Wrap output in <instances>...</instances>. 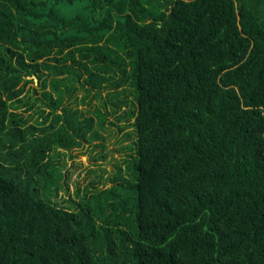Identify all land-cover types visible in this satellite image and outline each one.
<instances>
[{"label": "trees", "instance_id": "1", "mask_svg": "<svg viewBox=\"0 0 264 264\" xmlns=\"http://www.w3.org/2000/svg\"><path fill=\"white\" fill-rule=\"evenodd\" d=\"M0 264H264V0H0Z\"/></svg>", "mask_w": 264, "mask_h": 264}, {"label": "rangeland", "instance_id": "2", "mask_svg": "<svg viewBox=\"0 0 264 264\" xmlns=\"http://www.w3.org/2000/svg\"><path fill=\"white\" fill-rule=\"evenodd\" d=\"M85 76V75H84ZM38 81H34L29 83L30 93H32V89L35 88L37 91V95L39 96L40 87L37 86ZM126 85V84H125ZM111 86V85H110ZM126 87H129V82ZM75 96L80 98L81 96H86V103L80 104L78 106L79 109L84 111L89 116L94 118V123L97 122L94 116V110H98L101 113L110 112L112 108L110 103L107 102L106 107L103 108L102 102L106 101L107 98V90L102 89L100 94L97 97H94V91L88 93L84 88L80 87L79 84L75 83ZM73 98L71 99V102ZM128 101H131V97L128 95ZM124 108H122L118 113L120 114ZM109 122L115 123L116 126L108 125ZM97 124H95V128L100 135H102L103 139L101 143L103 147L99 144L100 141H95L90 145L84 144L82 147L71 151L69 154L65 155L64 159L67 161L65 167H69V178H68V187L70 191H75V180L78 179V186L82 188L87 182L91 180L99 181L97 183L98 186H109L108 182H103V180L98 179V175L102 174L104 179H107L111 176V173L114 172L115 164L122 166V158L127 150H124V146L130 142L133 138V135H129L125 137V133H129L132 131L131 127H124V123H118L116 121L115 115H105V124L102 130L97 129ZM121 129V130H120ZM96 146L94 147V145ZM101 153H104L105 157L103 159H95L94 156ZM71 165L69 166L68 164ZM102 169V170H101ZM90 170H95L91 172ZM104 171V172H103ZM108 180V179H107ZM105 180V181H107ZM68 191L64 190V195H67Z\"/></svg>", "mask_w": 264, "mask_h": 264}]
</instances>
